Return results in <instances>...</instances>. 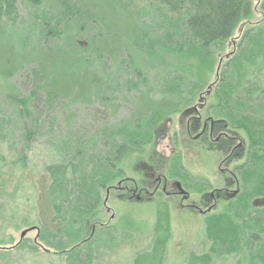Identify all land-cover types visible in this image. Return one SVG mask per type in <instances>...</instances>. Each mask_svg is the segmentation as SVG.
<instances>
[{
    "label": "rangeland",
    "instance_id": "obj_1",
    "mask_svg": "<svg viewBox=\"0 0 264 264\" xmlns=\"http://www.w3.org/2000/svg\"><path fill=\"white\" fill-rule=\"evenodd\" d=\"M188 16L155 0H0V48L12 52L7 74L0 65V264H264V208L251 206L264 198V0L219 49L193 39ZM58 54L74 66L59 83L26 79ZM212 83L204 113L243 143L238 197L202 216L161 195L111 194L109 221L106 189L148 182V167L195 199L219 185L216 164L183 133V149L167 151L177 137L167 122ZM221 238L248 243L251 259L211 256Z\"/></svg>",
    "mask_w": 264,
    "mask_h": 264
},
{
    "label": "flooded vegetation",
    "instance_id": "obj_2",
    "mask_svg": "<svg viewBox=\"0 0 264 264\" xmlns=\"http://www.w3.org/2000/svg\"><path fill=\"white\" fill-rule=\"evenodd\" d=\"M212 87L213 85L209 86L205 93L200 96V101L189 107L185 115L177 118L175 123L167 122V128L173 126L177 135L175 141L172 140V137L167 139L169 144L167 151L169 158H171L173 155L178 154L180 149H183L178 146V134L183 133L189 139L186 141L187 148L192 151L194 156L201 155L203 157L206 154L216 164L218 175L215 182H218L219 185L212 188L208 194L197 196L195 199L180 181L165 173L156 171V174L152 167H148L142 176L148 178V182L141 185L136 183L128 185V181L123 180L106 189L104 197V199L106 198V204L103 205V209L106 215L109 214V221L114 219V215L110 213L111 208L108 206L111 194L112 198L118 201H135L137 203L151 202L157 195H161L167 201L175 202L178 209L202 216L214 213L218 202H232L238 197L240 190L235 179L234 170L235 165L243 156L241 155L243 143L229 129L230 127L224 119L213 118L204 113L205 101L203 96L210 95ZM189 143L192 145L191 147L188 146ZM175 147L178 148L177 151L174 150ZM213 152L216 154L213 155ZM219 152H222V154L219 155ZM169 158L165 160L169 162ZM251 206L261 210L264 208V198L252 200ZM97 226L103 227L104 224L96 221L91 226V234ZM88 239L81 241L82 245Z\"/></svg>",
    "mask_w": 264,
    "mask_h": 264
},
{
    "label": "trees",
    "instance_id": "obj_3",
    "mask_svg": "<svg viewBox=\"0 0 264 264\" xmlns=\"http://www.w3.org/2000/svg\"><path fill=\"white\" fill-rule=\"evenodd\" d=\"M155 2L165 5L172 12L188 13L189 16L185 21V26L193 39L204 48L215 46L218 49L224 46L232 37L239 24L249 19L252 7V0H155ZM4 11L11 12L7 7H4ZM4 11L2 10L1 13H4ZM72 44H79V42L74 41ZM113 48H115V45ZM1 50L2 47L0 52H3ZM10 50L11 48L6 45L3 52L4 56H0V65L4 64V68H6L4 69V74L9 72L10 64L12 63V52ZM74 50L76 49L74 48ZM105 50L109 52V49ZM50 60H41L39 58L36 69L29 72L26 75L28 77L26 79L32 80L34 85L36 82V84L44 82L47 79L46 75L49 77L53 75V77L49 78L50 85H55L63 79L62 77L67 76L69 70L74 67L70 65L68 59H65L64 56L61 57L60 54ZM45 71H48L47 74H45ZM57 77L58 79H56ZM36 88V91L40 90V87L36 86ZM70 91L71 89L64 90L63 93ZM206 238L209 239V236ZM227 240L226 238L224 240L221 238L214 255L211 256H237L240 260L247 261L251 259V247L248 243L239 242L237 244L230 243ZM197 261L199 260L192 259L189 264H194ZM206 262H209L208 259H206Z\"/></svg>",
    "mask_w": 264,
    "mask_h": 264
},
{
    "label": "water",
    "instance_id": "obj_4",
    "mask_svg": "<svg viewBox=\"0 0 264 264\" xmlns=\"http://www.w3.org/2000/svg\"><path fill=\"white\" fill-rule=\"evenodd\" d=\"M218 68H219V65H218ZM33 230H35L34 228H30V229H27V230H24V231H22L21 233H20V236H19V243L21 242V240L24 238V236L27 234V233H29V232H31V231H33ZM18 243V244H19Z\"/></svg>",
    "mask_w": 264,
    "mask_h": 264
}]
</instances>
